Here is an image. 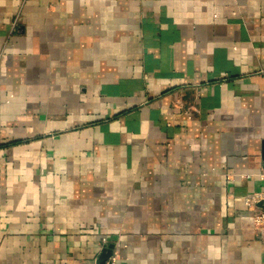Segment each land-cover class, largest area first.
Returning <instances> with one entry per match:
<instances>
[{
  "label": "crops",
  "instance_id": "0c3cea01",
  "mask_svg": "<svg viewBox=\"0 0 264 264\" xmlns=\"http://www.w3.org/2000/svg\"><path fill=\"white\" fill-rule=\"evenodd\" d=\"M263 142L264 0H0V264H264Z\"/></svg>",
  "mask_w": 264,
  "mask_h": 264
},
{
  "label": "built area",
  "instance_id": "2783aa9c",
  "mask_svg": "<svg viewBox=\"0 0 264 264\" xmlns=\"http://www.w3.org/2000/svg\"><path fill=\"white\" fill-rule=\"evenodd\" d=\"M258 176L261 180H264V168L260 170ZM246 203L252 207L253 217L251 222L253 227L264 232V191L253 194L247 198ZM261 203L262 206L256 207ZM103 240L106 241V239ZM109 264H114V261H110Z\"/></svg>",
  "mask_w": 264,
  "mask_h": 264
},
{
  "label": "water",
  "instance_id": "95a60500",
  "mask_svg": "<svg viewBox=\"0 0 264 264\" xmlns=\"http://www.w3.org/2000/svg\"><path fill=\"white\" fill-rule=\"evenodd\" d=\"M262 156H263V159H264V142H263V153H262ZM113 249H114V244H109L107 247H104L101 255L99 256L97 264H106L107 261L113 255Z\"/></svg>",
  "mask_w": 264,
  "mask_h": 264
}]
</instances>
